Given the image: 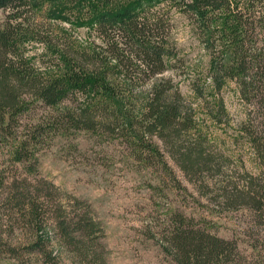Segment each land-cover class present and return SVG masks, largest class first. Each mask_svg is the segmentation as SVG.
Segmentation results:
<instances>
[{"label": "rangeland", "instance_id": "rangeland-1", "mask_svg": "<svg viewBox=\"0 0 264 264\" xmlns=\"http://www.w3.org/2000/svg\"><path fill=\"white\" fill-rule=\"evenodd\" d=\"M85 9L69 5L64 17L53 20L33 10L28 26L37 28L36 36H49L64 48L70 44L105 47L102 36L86 23L78 24L89 18ZM155 10L163 19L161 38H170L174 52L166 57L164 75L194 108L198 129L193 132L209 140L212 163L200 173H190L192 183L161 141L158 145L165 162L158 157H151L152 164L136 159L129 141H133V131H122L116 123L114 129L100 109L90 114L95 120L92 128L74 123L68 112L79 116L85 105L83 95L64 102L66 114L39 103L22 118L27 134L37 138V172L17 165L7 170L8 177L20 191L28 189L47 198L54 219L74 214L71 205L78 198L81 204L76 212L81 213V206L87 204L99 227L91 234L73 231L76 238L49 227L42 234L51 240L47 246L53 250L50 256L30 250L39 231L20 212L13 213L6 227L7 239L0 241V264H177L163 245L180 214L237 243L238 252L221 264H264V205L260 208L247 202L242 192L250 187V176H260L259 186H264V153L254 149L243 129L246 126L264 135V90L257 89L247 101L237 81L227 79L219 91L210 73V54L192 20L168 3ZM8 13V9L0 10V27ZM261 38L260 34L254 37ZM23 49L37 66L50 67L56 61L53 49L38 39L27 41ZM149 83L146 79L138 86L144 89ZM259 199L264 202V191ZM9 206L15 211L13 203Z\"/></svg>", "mask_w": 264, "mask_h": 264}, {"label": "trees", "instance_id": "trees-1", "mask_svg": "<svg viewBox=\"0 0 264 264\" xmlns=\"http://www.w3.org/2000/svg\"><path fill=\"white\" fill-rule=\"evenodd\" d=\"M162 3L177 6L192 20L210 54V73L219 91L227 79L237 81L247 101L257 89L264 90V0H0V10H9L0 27V241H6L9 219L18 212L39 231L30 250L44 255L52 256L53 251L47 248L50 238L42 234L49 227L61 230L66 237L73 236V231L91 234L99 227L87 204L82 203L81 213L76 212L81 204L78 198L71 205L74 214L54 219L47 198L28 189L20 191L8 177L7 170L17 165L37 172V138L27 134L22 118L39 103L66 114L64 102L81 94L85 105L79 116L68 112L74 123L92 128L95 120L90 114L100 109L108 125L112 123L115 129L116 123L122 131H133V141H129L136 159L152 164L151 157H158L165 162L158 145L161 141L190 182H195L190 173L208 169L212 163L206 144L209 140L193 132L198 129L194 108L164 75L166 57L174 52L170 38H161L159 32L163 19L155 9ZM73 4L86 8L89 18L78 24L86 23L102 36L105 47L70 44L64 48L49 36H36L37 28L28 26L33 10L53 20L64 17L67 6ZM257 34L260 40L254 39ZM31 39L53 49L54 65L37 66L24 53V44ZM146 79L150 81L147 88H140ZM243 129L254 149L264 153V135L246 126ZM249 178L250 187L242 191L244 199L261 208L264 186H259L260 176ZM12 203L15 211L9 206ZM173 221L163 247L177 264H221L238 252L234 240L194 225L182 214ZM71 227L74 230L69 232Z\"/></svg>", "mask_w": 264, "mask_h": 264}]
</instances>
